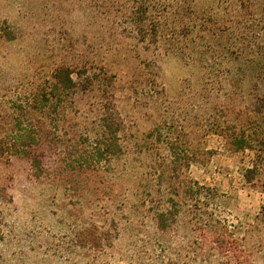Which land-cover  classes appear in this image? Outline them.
Instances as JSON below:
<instances>
[{"label":"rangeland","instance_id":"374dc122","mask_svg":"<svg viewBox=\"0 0 264 264\" xmlns=\"http://www.w3.org/2000/svg\"><path fill=\"white\" fill-rule=\"evenodd\" d=\"M59 67L77 87L42 109L33 97ZM252 107L264 108V0H0V264H229L199 249L187 206L165 230L155 214L161 199L193 206L197 182L243 244L264 172L247 182L259 154L230 142L264 139ZM104 119L123 151L98 161ZM23 129L51 138L40 176L4 154ZM252 258L264 264V249Z\"/></svg>","mask_w":264,"mask_h":264},{"label":"trees","instance_id":"16d2710c","mask_svg":"<svg viewBox=\"0 0 264 264\" xmlns=\"http://www.w3.org/2000/svg\"><path fill=\"white\" fill-rule=\"evenodd\" d=\"M52 83L41 88L33 97L39 107L42 109L50 108L52 104H61L65 95L71 93L76 87L77 83L73 78L72 72L66 67H59L55 70ZM256 113H264L261 108L250 110ZM103 128L102 139L96 141V160H101L103 156H115L122 153L123 149L120 143V136L118 129L109 119H104L101 124ZM260 128V126H258ZM258 131V130H257ZM254 131L252 135L247 134V130L243 129L239 133L232 136L230 145L236 152L246 150H256L258 152L257 159L254 160L253 166L246 170L245 178L249 183H256L261 181L262 173L264 172V158H261V153H264V139L259 138V132ZM15 144L7 142L5 144L4 154L9 157L25 156L31 160L32 170L36 176H40L44 171V164L42 156L39 153V147L43 146L44 141L51 140L49 134L36 132L34 130L23 129L16 131L13 135ZM92 159L88 161L93 164ZM88 162H86L88 164ZM86 164V165H87ZM82 167V166H81ZM194 186L186 187L194 194V204H188L186 200H175L168 198V200L161 199L158 208L170 203L168 208L158 209L155 214V222L160 230L167 229L172 223L176 222L175 218L180 215L182 209L187 206L193 219L190 222L192 232H196V240L199 242V249L201 251H214L217 256H222L227 259L229 264H253L252 257L256 256L257 251L260 253L264 249V205L261 207L260 213L256 216L254 222L248 223L243 228L242 241L237 238L238 229L235 225L229 224L225 220L216 218L215 214L209 211L211 199L213 196L212 190L206 186H201L194 182ZM215 195V194H214ZM203 197L205 199L203 200ZM163 200V201H162ZM162 201V203H161ZM188 205H191L189 208ZM194 208V209H193ZM88 240L91 245L99 246L102 238L95 234L89 235ZM254 239L256 245L253 247L250 242ZM100 247H103L100 245Z\"/></svg>","mask_w":264,"mask_h":264}]
</instances>
